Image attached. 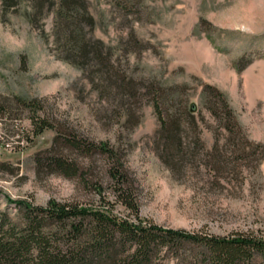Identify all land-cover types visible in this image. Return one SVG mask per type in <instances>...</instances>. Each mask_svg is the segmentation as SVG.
<instances>
[{"label":"rangeland","instance_id":"1","mask_svg":"<svg viewBox=\"0 0 264 264\" xmlns=\"http://www.w3.org/2000/svg\"><path fill=\"white\" fill-rule=\"evenodd\" d=\"M87 1L94 36L113 47V59L142 92L151 81L183 86L200 108L202 85L211 84L227 97L248 141L264 144V0ZM29 10L25 2L7 13L0 8V101L7 102L0 104V208L7 198L97 203L100 182L109 193L107 159L64 146L61 135L72 133L107 141L122 154L143 218L189 231L264 237V159L212 166L221 157H203L227 134L215 132L203 110L200 160L166 165L155 148L158 121L148 95L127 114L128 96L120 104L119 96L100 91L96 78L91 83L92 76L57 56L52 14L32 22ZM131 31L145 49L119 45ZM31 118L50 126L35 134ZM51 155L74 163L77 172L64 176L48 163ZM115 209L123 211L119 204Z\"/></svg>","mask_w":264,"mask_h":264},{"label":"trees","instance_id":"2","mask_svg":"<svg viewBox=\"0 0 264 264\" xmlns=\"http://www.w3.org/2000/svg\"><path fill=\"white\" fill-rule=\"evenodd\" d=\"M22 2L30 6L32 22L52 14L57 56L92 76L91 83L96 78L103 93L119 96L120 102L128 96L132 101L125 109L127 114L132 102L141 104L148 95L147 102L158 121L155 148L166 165L173 168L200 160L195 151L202 145L199 119L204 118L203 110L214 122V131L227 134L221 145L216 138L210 154L203 157L220 156L212 166L229 164L235 168L239 158L264 159V144L248 141L227 97L215 86L202 85L200 108L184 95L183 86L151 81L142 92L113 59V47L94 36L95 20L87 0H0L1 11L7 13ZM119 45L140 51L146 48L133 31ZM15 101L30 107V100L17 96ZM6 103L0 101L1 105ZM37 120L31 118L35 134L50 126L45 118ZM61 137L64 146L82 154L105 156L109 193L100 182L95 186L97 203L50 198L45 204H35L7 198V206L0 208V264H169L170 260L172 264H256V258L264 259L262 236L189 231L143 218L134 182L117 149L107 141H90L72 133ZM48 158V163L66 177L77 172L72 162L53 155ZM116 204L123 207L122 212L116 211Z\"/></svg>","mask_w":264,"mask_h":264}]
</instances>
